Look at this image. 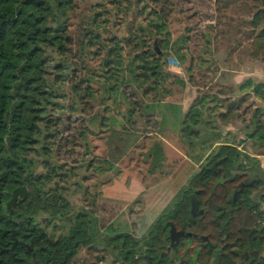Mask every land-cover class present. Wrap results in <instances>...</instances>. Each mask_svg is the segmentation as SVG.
<instances>
[{
    "label": "trees",
    "instance_id": "1",
    "mask_svg": "<svg viewBox=\"0 0 264 264\" xmlns=\"http://www.w3.org/2000/svg\"><path fill=\"white\" fill-rule=\"evenodd\" d=\"M230 31L247 44L228 39L225 61L237 51L264 61V0H0V264H73L101 239L126 248L128 264H159L167 222L195 235L177 259L264 264V211L253 199H264V169L245 151L264 154V79L236 83L235 100L204 92L186 110L175 100L199 87L196 71L216 72ZM170 127L202 166L144 236L106 226L96 199L91 209L71 201L79 192L90 201L89 176L113 171L143 137L153 138L152 169L163 166L157 137ZM22 187L27 196L9 207ZM253 251L263 257L241 259Z\"/></svg>",
    "mask_w": 264,
    "mask_h": 264
},
{
    "label": "rangeland",
    "instance_id": "2",
    "mask_svg": "<svg viewBox=\"0 0 264 264\" xmlns=\"http://www.w3.org/2000/svg\"><path fill=\"white\" fill-rule=\"evenodd\" d=\"M227 16L232 15L229 13ZM236 38L244 39L243 46L247 44L244 33L235 35V31L232 33L230 31L225 39L221 36L218 42L219 50L215 54L218 65L217 68L215 67L216 72L212 71L213 67L204 74L196 71L195 76L199 87L189 86L185 93L178 94L175 100L182 102L185 108H188L195 99L200 98L204 92H220L223 98L228 96L231 100H235L236 96L229 93L239 78L241 81L250 76L255 79H264L262 54L257 59H250L247 54L240 55L237 51L225 61L228 56L226 46L229 42L227 40L229 39L233 45H236ZM173 67L175 72L181 73L180 68ZM253 102L254 100H250L247 105L251 103L252 107L254 104L262 106L258 101ZM250 116L251 113L248 114V117ZM170 128L168 135L157 137L162 140L165 149L166 162L163 166L159 163L156 169H152L151 162L144 153L150 148L153 138L143 137L113 171L100 176L95 174L89 176L90 181L85 185H88L90 189V201H82L84 197L82 192L72 196L71 201L77 208L84 206L91 209L89 204L92 203V199H96V211L101 220L107 221L106 226L115 224L113 228L120 232H130L138 238L144 236L155 221L176 202L188 181L202 166L187 154L180 139L171 131L173 127ZM99 139L100 137L91 138L93 146L96 147L94 152L104 155L106 152L104 141ZM252 147L247 144L246 151L251 153L250 148ZM99 243L105 244L102 239ZM198 245V240L190 243V247L196 248ZM79 254L81 260L87 257L92 258L91 253L86 249Z\"/></svg>",
    "mask_w": 264,
    "mask_h": 264
},
{
    "label": "flooded vegetation",
    "instance_id": "3",
    "mask_svg": "<svg viewBox=\"0 0 264 264\" xmlns=\"http://www.w3.org/2000/svg\"><path fill=\"white\" fill-rule=\"evenodd\" d=\"M20 197V196H19ZM199 207V206H198ZM202 211L198 208L196 212H192L193 216L197 214H201ZM167 226H169L168 230V238H169V243L165 248L163 246H159L158 249V254L159 257L157 259L159 264H162L163 257L167 255L170 258L171 263L170 264H190L186 259H177L175 256L176 254L174 251L179 245L187 244L188 239H195V235L191 232L185 231V228H177L173 222H167ZM172 224L175 226V232L173 234L171 233V227ZM202 239H206V237H200ZM88 250L90 256L92 258H84V260H81L79 257V253L82 250ZM254 252H245L248 253L249 255L245 257V253L241 256L242 260H248L250 257H254L256 259L262 258L263 256L258 254V256L254 255ZM258 252V251H257ZM127 250L126 248L124 249L123 247L119 251L117 248H115L112 244L107 245H102V244H96L95 246L91 245L89 247H84V248H79L77 250V254L74 257L73 264H128L127 260ZM30 264V263H28ZM134 264V263H133Z\"/></svg>",
    "mask_w": 264,
    "mask_h": 264
},
{
    "label": "water",
    "instance_id": "4",
    "mask_svg": "<svg viewBox=\"0 0 264 264\" xmlns=\"http://www.w3.org/2000/svg\"><path fill=\"white\" fill-rule=\"evenodd\" d=\"M225 182L224 179H220L217 181V183L215 184V187H217L219 184H223ZM238 192H236L235 194H237ZM19 196L22 197H26L27 196V189L25 187L22 188H17L16 190H14L13 195H12V199L10 200L8 206L11 207L12 205L15 204L16 200L19 198ZM191 202H192V212H196L198 210V200L196 198V195H193L191 198ZM175 226L172 224L171 227V233L173 234V232H175ZM259 252L255 251L254 255L258 256ZM249 254L245 253V257H247Z\"/></svg>",
    "mask_w": 264,
    "mask_h": 264
},
{
    "label": "crops",
    "instance_id": "5",
    "mask_svg": "<svg viewBox=\"0 0 264 264\" xmlns=\"http://www.w3.org/2000/svg\"><path fill=\"white\" fill-rule=\"evenodd\" d=\"M250 59H252V58L250 57ZM239 82H241L240 78L237 80V83H239ZM184 109L186 110L185 106H184ZM239 138H244V137L242 135H240ZM252 148H250L251 153L250 152H248V153L252 157H256L257 159H259L261 161V166L264 169V154H261L260 152H257L255 148H253V149ZM253 199L257 202V205L260 207V209L262 211H264V199H261V196L259 194L253 196Z\"/></svg>",
    "mask_w": 264,
    "mask_h": 264
}]
</instances>
